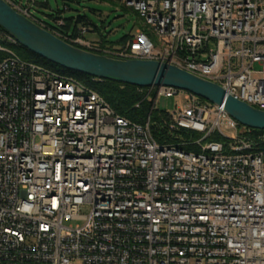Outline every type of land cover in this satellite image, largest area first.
<instances>
[{"label":"built area","instance_id":"2783aa9c","mask_svg":"<svg viewBox=\"0 0 264 264\" xmlns=\"http://www.w3.org/2000/svg\"><path fill=\"white\" fill-rule=\"evenodd\" d=\"M17 11L68 43L114 58L170 62L264 110V0H118L144 24L122 42L91 40ZM0 26V264H264V133L229 137L224 106L183 93L159 143L94 87L23 58ZM154 93V95H152ZM139 107V104H137ZM216 134L225 140L213 139Z\"/></svg>","mask_w":264,"mask_h":264},{"label":"water","instance_id":"95a60500","mask_svg":"<svg viewBox=\"0 0 264 264\" xmlns=\"http://www.w3.org/2000/svg\"><path fill=\"white\" fill-rule=\"evenodd\" d=\"M0 26L21 46L71 71L138 87L172 86L220 106L240 125L264 130V110L226 93L217 82L178 65L151 59L114 58L74 46L0 0Z\"/></svg>","mask_w":264,"mask_h":264},{"label":"rangeland","instance_id":"374dc122","mask_svg":"<svg viewBox=\"0 0 264 264\" xmlns=\"http://www.w3.org/2000/svg\"><path fill=\"white\" fill-rule=\"evenodd\" d=\"M14 1L24 5L31 3V0ZM32 11L37 18L53 26L57 25L58 17L65 18L72 26L77 23L79 17H82V20L93 27L92 31L86 33L88 39L103 38L116 43H119L124 36L135 33L144 24L136 11L118 0H36ZM143 92L147 95V90ZM150 100L153 101V97ZM185 103L183 93L156 99V106L167 112H172L178 106H184ZM234 125L235 120L231 117L221 121L223 133L229 137L240 130Z\"/></svg>","mask_w":264,"mask_h":264},{"label":"trees","instance_id":"16d2710c","mask_svg":"<svg viewBox=\"0 0 264 264\" xmlns=\"http://www.w3.org/2000/svg\"><path fill=\"white\" fill-rule=\"evenodd\" d=\"M135 11V10H133ZM82 17H79V21H82ZM72 24L67 22L66 29L69 30ZM129 35L124 36L119 42L125 41ZM104 42L116 43L114 41H108L103 39ZM18 53L25 59L33 60L44 65L53 67L63 73L75 76L83 81H90L92 76L83 74L80 72L71 71L60 65L54 64L43 57L31 52L29 49L19 45L17 48ZM4 53L0 52V60L4 58ZM110 103L111 105L122 115L138 122H145L150 116L151 131L155 139L159 143L165 142H177L184 138L191 136L198 137L195 132H187L185 130H172L168 123L169 112L164 109L155 106L152 108L153 101L146 97L144 92L139 90L140 87L124 84L112 80L97 81L94 86ZM139 104V107H137ZM264 130L253 129L252 136L258 138ZM182 135V136H181ZM213 139L225 140V138L219 134H216Z\"/></svg>","mask_w":264,"mask_h":264}]
</instances>
